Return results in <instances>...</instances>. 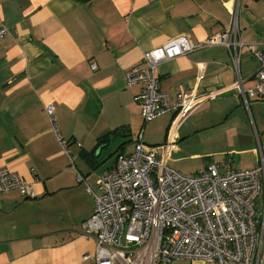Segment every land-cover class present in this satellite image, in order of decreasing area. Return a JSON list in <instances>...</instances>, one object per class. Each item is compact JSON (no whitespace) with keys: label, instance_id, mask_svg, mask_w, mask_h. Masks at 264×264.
<instances>
[{"label":"crops","instance_id":"1","mask_svg":"<svg viewBox=\"0 0 264 264\" xmlns=\"http://www.w3.org/2000/svg\"><path fill=\"white\" fill-rule=\"evenodd\" d=\"M234 21L238 41L264 43V0H0V27L8 30L0 41V169L33 184L35 193L34 199L0 195V264H95V243L80 229L94 207L86 190L98 194L97 177L127 155V143L135 145L143 127L135 100L141 88H125V72L179 35L202 42ZM237 59L216 45L158 66L159 89L170 102L178 94L208 95L180 123L169 163L179 142L182 149L213 146L223 138L210 132L227 126L228 149L252 154L254 163L235 168L228 160L202 170L208 164L222 172L257 165L255 133L262 139L264 124L249 110L258 113L264 101L245 105L240 91L254 86L258 62L245 49ZM164 116L162 140L148 146L166 141L173 113ZM111 149L110 166L90 173L87 167L103 165L100 157Z\"/></svg>","mask_w":264,"mask_h":264},{"label":"built area","instance_id":"2","mask_svg":"<svg viewBox=\"0 0 264 264\" xmlns=\"http://www.w3.org/2000/svg\"><path fill=\"white\" fill-rule=\"evenodd\" d=\"M235 23L202 42L193 43L188 36L179 35L148 50L140 64L125 72V88H141L135 100L143 127L166 114L173 113V118L163 144L148 146L142 127L133 152L119 155L113 166L97 177L98 194L86 190L94 207L80 229L82 236L95 243V264H264V200L261 207L257 204L259 197L264 198V136L260 139L255 133L254 168L222 172L217 165L208 164L193 175L178 173L168 162L178 141L177 129L208 95L178 94L170 102L160 91L156 75L161 62L206 47H226L234 61L245 49L258 66L254 86L240 91L242 99L245 105L248 100L264 101V43L238 41ZM7 35L8 30L0 27V41ZM89 65L92 71L96 69L94 63ZM52 111V107L46 108L57 133ZM57 138L70 158L67 144ZM9 192L35 198L33 184L1 168L0 195Z\"/></svg>","mask_w":264,"mask_h":264},{"label":"rangeland","instance_id":"3","mask_svg":"<svg viewBox=\"0 0 264 264\" xmlns=\"http://www.w3.org/2000/svg\"><path fill=\"white\" fill-rule=\"evenodd\" d=\"M251 113V114H250ZM249 114L253 115V118L255 120L262 119L264 124V106H260V109L258 113L255 112L254 109L250 108ZM192 117V114L188 116L187 120H189ZM168 116H163L161 118H158L154 120L153 122L146 124L144 127V140L147 144H156L159 143L164 134V126L167 123ZM261 128V127H259ZM259 134H264V129H259ZM208 133V132H207ZM212 134L221 135L223 138V141L221 143H213V146L204 143L203 147H196V146H189L186 148H181V142H179V152L175 153L172 158L171 162L169 163V166L173 168L174 170L178 171V173L183 175H191L196 172L202 171L203 167L207 163H216L223 165L228 162V160L232 161L231 166L235 168H244L246 165H250L254 163V156L252 154H244V155H235L233 154L227 144L224 141H227L225 139V136L228 134H231V129L227 126H221L218 130H215V132H210ZM220 133V134H219ZM197 139H202V136H199ZM219 139V138H216ZM218 145V146H217ZM134 143L133 140L129 143H127L125 154L129 155L133 151ZM112 152V149L109 153H102L101 159L99 161H105L103 165L101 164L98 168L92 169L91 167H87L89 169L90 173L96 172L97 174H100L104 171V169L108 166H110L111 162L113 161L112 158H110V153ZM231 152V153H229ZM195 154H201L198 157H193L192 155ZM98 191V189H97ZM264 198L261 196L259 197V201H257V204H260V207L263 203ZM264 211V208H262ZM172 264H190V262L186 261H173ZM208 264V263H207Z\"/></svg>","mask_w":264,"mask_h":264},{"label":"trees","instance_id":"4","mask_svg":"<svg viewBox=\"0 0 264 264\" xmlns=\"http://www.w3.org/2000/svg\"><path fill=\"white\" fill-rule=\"evenodd\" d=\"M77 1L78 3H82V4H86V3H89L91 2L92 0H75ZM102 139H104V137H102ZM101 138L99 139V142L102 140ZM264 234V233H263Z\"/></svg>","mask_w":264,"mask_h":264}]
</instances>
